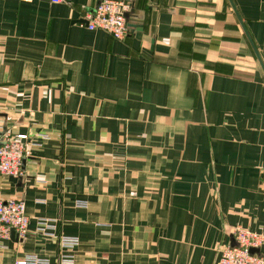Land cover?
I'll return each instance as SVG.
<instances>
[{"label":"crops","instance_id":"obj_1","mask_svg":"<svg viewBox=\"0 0 264 264\" xmlns=\"http://www.w3.org/2000/svg\"><path fill=\"white\" fill-rule=\"evenodd\" d=\"M102 1L0 0V128L29 137L0 200L30 218L0 264H218L264 234V69L229 0H120L125 40L88 30ZM232 2L264 64V0Z\"/></svg>","mask_w":264,"mask_h":264},{"label":"built area","instance_id":"obj_2","mask_svg":"<svg viewBox=\"0 0 264 264\" xmlns=\"http://www.w3.org/2000/svg\"><path fill=\"white\" fill-rule=\"evenodd\" d=\"M52 1L62 2V0ZM129 11V3L120 0H104L86 14L87 28L90 31H105L116 40H125L130 36V27L125 16ZM28 140V135H14L0 128V177L23 176L22 165ZM262 189L264 192V177ZM29 223L30 218L23 200H0V241L10 239L13 233L18 239H25ZM41 223L48 228L46 222ZM41 230L44 231V229ZM233 236L235 243L221 250L218 264H264V255L251 252L252 249L261 251L264 247V234L236 227ZM59 245L61 249H72L79 245V239L60 237ZM73 263L74 258L71 255L61 253L59 264ZM16 264H48V261L29 255Z\"/></svg>","mask_w":264,"mask_h":264},{"label":"water","instance_id":"obj_3","mask_svg":"<svg viewBox=\"0 0 264 264\" xmlns=\"http://www.w3.org/2000/svg\"><path fill=\"white\" fill-rule=\"evenodd\" d=\"M229 1H230L231 5H232V8H233V10H234L236 16H237L238 19H239V22H240V24H241V27H242V29H243V31H244V33H245V35H246L248 41L250 42V45H251L252 49H253L254 52H255V55H256L257 59L259 60L260 64L262 65V67H263V69H264V64H263V62H262V59H261V57H260V55H259V53H258V50L256 49V47H255V45H254V43H253V41H252V39H251V37H250V35H249L247 29H246V26H245L244 22L242 21V19H241L240 15H239V13H238V11H237V9H236L234 3L232 2V0H229ZM125 16H126V19H127V22H128V26H129V27H133V26H135V25H132V24L130 23L131 12H127ZM134 28H135V27H134ZM251 252H252L253 254H254V253L259 254V253H260V250H259V249H252Z\"/></svg>","mask_w":264,"mask_h":264}]
</instances>
